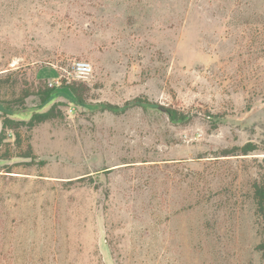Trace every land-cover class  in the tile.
Listing matches in <instances>:
<instances>
[{"label": "rangeland", "instance_id": "obj_1", "mask_svg": "<svg viewBox=\"0 0 264 264\" xmlns=\"http://www.w3.org/2000/svg\"><path fill=\"white\" fill-rule=\"evenodd\" d=\"M42 80L14 118L60 116L0 147V264H264V0H0L1 98Z\"/></svg>", "mask_w": 264, "mask_h": 264}, {"label": "trees", "instance_id": "obj_2", "mask_svg": "<svg viewBox=\"0 0 264 264\" xmlns=\"http://www.w3.org/2000/svg\"><path fill=\"white\" fill-rule=\"evenodd\" d=\"M3 82V81H2ZM5 80L3 84L7 83ZM42 85V86H41ZM40 89L35 92L31 89L23 90L22 95L14 101L6 100L0 96V112L2 113V129L0 131V147H2L3 141L6 138L7 131H14L15 145L20 146L22 143V130L26 131L33 130L37 125L58 118L59 111H57V103L53 104L49 109L45 111H34L28 119H17L14 118L16 114H22L27 111L26 98L31 95H38L41 99L42 105L48 104L54 98L55 89L57 86H50L45 80L41 81ZM69 92L71 98L77 103H86V94L89 90L88 84L85 81L72 80L68 84L62 86ZM139 105L148 106L155 105L143 98H138ZM110 109L115 110L116 106L109 105ZM157 108L163 110L170 117L171 120L176 122H187L191 119V115L186 113L182 109H178L172 106H162L156 104ZM211 117H213L211 115ZM259 146L253 142H247L240 146H233L231 148L223 149V155H239V154H250L256 151ZM10 151V149H9ZM33 157V149L31 144H28V149L23 155L3 154V158L9 157ZM2 157V156H1ZM10 171V170H9ZM253 196L257 205V211L264 219V172L260 179L256 180L253 184Z\"/></svg>", "mask_w": 264, "mask_h": 264}, {"label": "built area", "instance_id": "obj_3", "mask_svg": "<svg viewBox=\"0 0 264 264\" xmlns=\"http://www.w3.org/2000/svg\"><path fill=\"white\" fill-rule=\"evenodd\" d=\"M90 69V63L85 60H81L76 63V72L78 76L86 75ZM56 82L58 83L59 81L57 80ZM50 86H54V83H51Z\"/></svg>", "mask_w": 264, "mask_h": 264}]
</instances>
